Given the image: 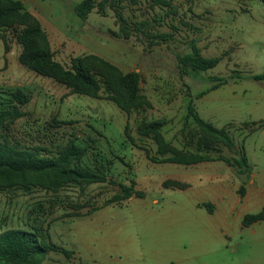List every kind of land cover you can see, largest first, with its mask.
Here are the masks:
<instances>
[{
  "label": "rangeland",
  "instance_id": "rangeland-1",
  "mask_svg": "<svg viewBox=\"0 0 264 264\" xmlns=\"http://www.w3.org/2000/svg\"><path fill=\"white\" fill-rule=\"evenodd\" d=\"M22 1L46 30L32 45L47 41L66 67L86 59L100 98L73 93L22 65L19 26H0L8 44L0 38V141L25 150L40 146L43 157H56L73 142L85 153L71 167L93 169L107 180L59 179L56 186L50 174L0 176V233L27 230L72 251L67 256L52 247L37 264H264V220L242 225L244 215L261 206L246 201L247 193L241 198L243 179L247 192L251 176L239 174L236 162L244 151L264 178V81L253 78L264 72V0H109L86 20L75 11L82 0ZM194 45L202 56L220 58L217 66L183 74L178 57ZM131 72L139 74L136 99L120 82ZM216 77L228 81L219 84ZM15 94L28 97L18 117ZM191 99L233 148L189 116ZM154 121L165 125L143 133V123ZM183 153L215 160L163 161ZM122 185L134 194L115 199Z\"/></svg>",
  "mask_w": 264,
  "mask_h": 264
},
{
  "label": "trees",
  "instance_id": "trees-1",
  "mask_svg": "<svg viewBox=\"0 0 264 264\" xmlns=\"http://www.w3.org/2000/svg\"><path fill=\"white\" fill-rule=\"evenodd\" d=\"M155 5H170L169 0H151ZM109 0H82L75 5V11L82 20H86L95 7L103 9ZM16 23L19 29L17 32V40L22 44L23 50L20 53L19 61L22 65L35 71L39 75L49 76L57 81L66 84L72 88L73 93H81L91 97L100 98L99 85L95 77L91 74L86 65V59L73 60L71 66L66 67L54 58V52L51 50L46 41L42 47H34L33 41L38 37H45L46 30L41 24L40 20L31 12L24 9L22 0H0V26H11ZM13 27V26H11ZM163 40L168 38L167 35H160ZM0 38L5 41L6 37L0 33ZM8 48V46H7ZM103 64L108 67H114L110 62L98 58ZM180 70L183 74L200 73L217 66L218 57H204L200 54L199 48L193 46V51L178 57ZM253 78L257 81H264V72L254 74ZM219 84L226 83L228 78L216 77L213 78ZM120 82L128 89L132 99L139 97V74L135 72L121 74ZM117 103L119 107L126 110L124 101L116 96H109ZM15 115L18 117L22 115L19 106L28 102L27 96L14 95ZM189 116L199 123L208 133L215 135L226 142V144L233 148L234 142L230 136L221 128H218L212 122L204 120L198 111L195 109L192 99L188 104ZM164 122L154 121L145 122L142 126V132L148 135L150 132H158L163 126ZM163 146L168 147V144L163 142L160 137L158 139ZM218 141V140H217ZM44 148L35 146L30 150L19 149L9 146L4 141H0V176L5 178H12L14 176L23 177L26 174H35L39 178V174H50V178L54 180V185L58 186L59 179L72 180L78 184L103 182L107 178L104 174L94 171L93 169L84 168L83 166L71 167V161L74 158H81L84 156V149L78 147L71 142L68 146L59 150L56 157H43L40 152ZM162 151H166L164 148ZM218 159L226 161L224 157ZM215 159L208 154L189 153V154H174L164 158V162L179 163L183 165H192L204 161H214ZM239 167V174H251V165L248 162V157L243 151L240 158H236ZM230 163V162H229ZM51 180V179H49ZM47 180V182H49ZM171 185L177 188L185 189L188 183H177ZM171 182V183H173ZM246 180L243 179V184L239 189V194L244 197L246 187L244 186ZM134 194L133 188L127 185H122V194L117 195L115 199L122 197L128 198ZM264 220V207L256 213H247L242 225L248 227L255 222ZM59 249L65 255L71 256L72 251L66 248L59 247L55 244H47L43 239L33 232L22 229H8L0 233V262H7L12 264H37L38 259L45 256L47 251L51 248ZM79 264H90L80 262Z\"/></svg>",
  "mask_w": 264,
  "mask_h": 264
},
{
  "label": "crops",
  "instance_id": "crops-1",
  "mask_svg": "<svg viewBox=\"0 0 264 264\" xmlns=\"http://www.w3.org/2000/svg\"><path fill=\"white\" fill-rule=\"evenodd\" d=\"M247 157H248V155H247ZM248 162L251 165V174H250V176H251V178H250L251 179V181H250L251 188H250V190H248L246 192L247 193L246 201H251V203H253L255 205L261 206V209H262L264 207V178L263 177H258V175L255 173V169H254L255 168V164H253V163L251 164L250 163L249 157H248ZM185 183H188V182H185ZM246 193H245V195H246ZM219 194H221V193L219 192ZM216 198L217 197L215 195L214 196V201H211V202H215L216 201ZM241 198H243V197H241ZM227 203H228V201L226 202V204ZM226 204L224 205V207L226 206ZM198 205H201V202H198ZM213 210L219 211L220 208L219 209H214V208L213 209H210V212L211 211L213 212ZM259 211H257V212H259ZM254 213H256V212H254ZM261 221H263V220H261ZM258 222H260V221H258ZM258 222H255V223H258ZM255 223H253V224H255ZM252 225H250V226H252Z\"/></svg>",
  "mask_w": 264,
  "mask_h": 264
}]
</instances>
